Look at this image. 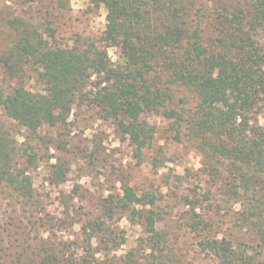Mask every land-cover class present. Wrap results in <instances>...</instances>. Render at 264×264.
<instances>
[{
    "label": "trees",
    "instance_id": "1",
    "mask_svg": "<svg viewBox=\"0 0 264 264\" xmlns=\"http://www.w3.org/2000/svg\"><path fill=\"white\" fill-rule=\"evenodd\" d=\"M208 1L214 13L194 16L195 0H92L107 10L101 40L72 47L54 43L51 24L9 20L16 37L0 58L9 81L8 86L0 84V118L33 134L45 125L66 123L73 108L86 103L115 121L140 157L155 135V127L141 121V115L163 110L178 141L185 128L196 142L202 165L222 181L224 194L248 202L236 223L253 234L237 242L216 223L219 212L210 211L213 204L203 205L210 203V191L182 198L192 216L188 228L199 238L201 251L216 264H264V124L253 118L264 104V42L259 38L264 0ZM105 46L120 50L119 64H112ZM26 68L37 73L42 91L28 89L19 79ZM89 84L94 86L90 90ZM181 88L196 94L193 109L173 105ZM5 124L0 119V187L28 196L32 184L13 167L15 141ZM159 199L126 184L102 199V219L88 221L83 230L93 239L95 232L110 227L107 221L126 217L145 232L150 264H183L172 231L158 229L168 216L157 208ZM104 255L102 260L94 254L78 261L65 254L38 255L29 264H140L133 251L120 258Z\"/></svg>",
    "mask_w": 264,
    "mask_h": 264
},
{
    "label": "rangeland",
    "instance_id": "2",
    "mask_svg": "<svg viewBox=\"0 0 264 264\" xmlns=\"http://www.w3.org/2000/svg\"><path fill=\"white\" fill-rule=\"evenodd\" d=\"M195 4L193 14L214 13L208 0H195ZM16 17L34 24H51L54 43L72 47L101 40L107 10L92 0H0V58L15 41L16 32L9 20ZM259 38L264 42V29ZM106 48L112 64H119L120 50ZM19 79L32 91L43 90L33 68H26V74ZM0 84L9 85L2 64ZM93 87L89 84L88 90ZM197 102L192 90L181 88L173 105L193 109ZM260 108L263 111L253 118L263 125L264 104ZM0 119L6 122L15 141L13 167L29 177L32 184V193L20 197L12 189L0 187V264H29L38 255L49 254H65L77 261L95 254L102 260L107 252L110 257L120 258L131 251L140 264H150L144 249L145 232L126 217L107 221L110 227L95 232L93 239L83 230L88 221L102 219V199L121 192L126 184L138 193L151 192L160 198L157 208L166 210L168 216L158 229L172 231V241L183 264H216L214 258L201 251L199 238L188 228L192 216L187 213L190 208L185 206L184 196L210 191L211 201L203 205L213 204L210 211L219 212L216 223L221 230L237 242L248 241L253 234L236 223L248 202L241 203L224 194L222 181L214 179L202 165L204 156L196 142L185 128L178 141L173 121L164 116L163 110L141 115V121L155 127V135L152 146L142 149L140 157L136 144L122 135L117 123L102 118L98 108L86 103L77 104L66 123L45 125L33 134L4 116ZM102 241L108 243L103 245ZM118 243L120 248L116 250L113 246Z\"/></svg>",
    "mask_w": 264,
    "mask_h": 264
}]
</instances>
